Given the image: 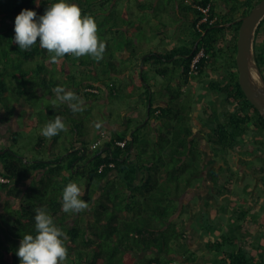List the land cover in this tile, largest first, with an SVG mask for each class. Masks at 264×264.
<instances>
[{
	"label": "trees",
	"instance_id": "1",
	"mask_svg": "<svg viewBox=\"0 0 264 264\" xmlns=\"http://www.w3.org/2000/svg\"><path fill=\"white\" fill-rule=\"evenodd\" d=\"M68 1L76 3L82 15L94 17L101 39L104 33L109 32L126 35L115 48H111L109 41L106 42V64L98 66L91 57L76 59L68 55L59 64H53L47 51L40 48L38 43L28 51L20 50L13 41L16 17L23 9L33 10L38 16L43 15L49 5L59 0H0V108L4 107L5 115L7 111L14 113L15 102L25 100L34 109L38 105L44 106L47 113H53L49 114L47 122L60 116L69 126L64 145L60 146L59 139L54 137L53 143L58 149L54 150L52 143L48 156H18L11 144L4 152L0 151V173L11 179L25 181L31 179L37 170L42 173L38 178H33L36 186L30 183L28 187L20 188L0 184V189L7 192L0 213V264H20L16 252L23 235H35L36 208H46L55 224L67 234L69 255L64 264H138L140 253H145L140 258L142 264H167L173 261L168 255L174 254V246L180 250L185 246L186 252H180L178 256L195 262L199 260V255L190 250L187 242L190 232L175 220L176 217L173 218L188 204L181 203L180 197L192 187L195 177L205 176L202 171L207 167L201 162L200 141L194 135V91L183 96L182 89H174L169 83V100H165L156 98L154 90L149 91L150 86L140 90L133 83L131 88L137 87L138 95L145 98L147 119L138 120L130 136L115 129L104 143L89 148L88 132L83 122L86 115L82 113L85 107L84 111L73 113L66 104H60L61 107L55 112L52 104L55 93L52 89L63 86L83 100L97 97L101 88L111 95H117L116 82L99 73L110 76L129 73V64L117 67L112 61L124 51L129 53L127 59L121 57L124 61L135 58L133 67L142 68L140 75L143 83L145 65L149 61L157 65L154 70L159 74L171 78L176 76L178 80L180 78L186 82L192 78H202L205 69H212L219 77L209 79L208 86L222 95L226 109L221 111L223 120L213 128L207 127L208 143L225 150H235L237 144L246 145L245 139L250 136L257 144L251 145V152L262 153L264 163V117L247 98L239 82L236 54L241 21H234L238 16L247 14L259 0H194L184 5L173 4L171 12L175 8L186 9L182 16L192 30L189 42L165 52L151 51L138 57L136 48L130 49L132 39L129 27H142L144 24L128 16L131 13L128 5L118 14L122 22L111 19L112 23L103 27L108 17L112 16L110 8H116L117 1L113 4L112 0ZM137 3L141 10H149L154 5L153 1L137 0ZM208 4V18L202 20L205 13L195 5ZM239 8L241 12L235 15V10ZM202 49L204 55L197 62V73H190L192 60ZM255 51L264 73V19L257 28ZM28 62L31 65H27ZM99 62L104 63L106 59ZM129 96H132L131 93ZM204 112L207 113L206 108ZM10 118L12 114L5 120ZM149 125L151 131L148 130ZM17 134L18 131L11 134L12 141L17 140ZM118 141H125L124 146ZM44 143L45 139L41 136L36 147L45 146ZM259 168L264 170V164ZM221 172L222 166L212 170L214 179L217 177L215 184L218 191L223 193L231 185L220 182L218 173ZM81 175L86 178L81 198L90 204V208L79 214L65 213L61 203L62 191ZM51 184L53 187L47 188ZM6 204H12L15 209L7 211ZM248 212L249 209L237 210L234 215L237 221L234 230L238 233L251 232L255 227L248 224L253 223L247 219ZM72 217L74 221H70ZM260 224L264 229V217ZM209 226L211 224L201 227V237H207L205 246L213 254V262L264 264V241L255 239L252 242L247 238L241 241L242 238L234 230L230 234L211 238L206 235ZM191 228L194 232L199 231ZM148 250L157 254L147 256Z\"/></svg>",
	"mask_w": 264,
	"mask_h": 264
},
{
	"label": "rangeland",
	"instance_id": "2",
	"mask_svg": "<svg viewBox=\"0 0 264 264\" xmlns=\"http://www.w3.org/2000/svg\"><path fill=\"white\" fill-rule=\"evenodd\" d=\"M170 1L173 3L172 0ZM66 2L69 4H76L68 0H66ZM160 2L161 4H158L159 8L157 6L156 8H158V10L164 9V11H152L150 13H144V10H141L138 7L137 0H118L117 7L113 8L112 6L110 8V10L113 11L112 16L108 17L109 19L106 21L103 27H107L109 24H111V19H117L119 22H122L118 19L120 17L118 14L122 12V10L128 5L131 10L130 15L128 16L130 18L142 21L144 24L142 27L139 25L129 27L131 31L130 37L132 39L130 49L132 47L136 48L137 57L141 55L143 56V54L151 51L165 52L173 47L181 46L189 42L188 40L191 36L190 31L192 30L187 26V22L183 21L184 17L178 13H172L170 10L171 8H174V5H169L167 0H160ZM179 4H186L185 0H179L177 5ZM226 11H228V8H226ZM240 12V8L235 10V15L239 14ZM124 35L125 34L122 32H109L107 34L104 33L102 39L105 41V43L109 41L112 45L111 48H115V46L124 41ZM185 36L188 37L186 38ZM109 37L112 39L110 40ZM229 37H231V35ZM128 55L129 53L126 51L120 54L118 53V58L114 57L115 59L113 58L112 61L117 67L121 66L122 64H129V73L127 72L121 76H110L105 75L106 73L98 72L103 77L107 79L110 78V80H114L116 82L118 94L111 95L105 88H101L102 90L100 95L88 100H84L85 112L82 113L83 115H86V118L83 120V122L85 124L84 128H86V131L88 132L87 138L89 140V148H93V142L97 139H101V143H104L107 139V136L115 131L113 126L117 125V130L119 133H127L128 136H130L131 131L136 126L137 121L147 119L148 109L145 98L142 95H138L137 87L131 88L133 83L137 84L141 88L140 90H145V86H150L151 89L150 87L148 89L149 91H152V89L154 90V95L156 98L162 97L165 100H169L170 91L168 86L169 83H171V86L174 89L183 90V96L193 93L194 91V99L196 101L194 105L195 107L193 109V124L195 127L194 135L200 141V147L202 149L200 158L201 162L203 164H207V167H204V170L202 171L205 176L201 175L197 178L195 177L192 180V187L188 188V191L180 197L181 203L188 204L184 206V209L181 213L178 212L173 216V218L176 217L175 220L179 223H182V225L187 227L186 229L189 230L190 233L187 236V242L190 243L189 247L190 250H193L192 253L194 252L196 255H199V260L190 262L185 258L182 259L181 256H178V254L180 252H186L187 249L185 246H182L180 250V248L174 246V254L168 255L171 259H173V261H170L167 264H219V260H216V262L212 261L213 254L208 252L206 246L201 242V239L206 240L207 237L204 236L200 238L197 231L194 232L191 226L194 229L197 228L200 232H202V226L205 227V225L211 224V226L208 227L209 232L206 234L211 238H217L222 234H230L232 233V230H234V227L237 223L236 219L234 218L237 210L249 209L247 219L253 223L248 224L255 227L251 229V232L249 230L244 233H238L236 230L233 232L240 238H247L252 242L255 241V239L264 241V229L260 224L262 217H264V170H260L259 168L264 164L261 158L263 154H256L254 151L251 152V145L256 146L257 144L254 143L253 138L250 136L245 139L247 141L246 145L245 143H242V145L237 144L235 150H225L214 145L211 146L206 138V132L208 128H213V126L218 121L224 119L221 111L226 109V105L222 101V95H220L219 92L212 90L208 86V80L211 78H217L219 75L212 71V69H205L203 72L204 77L192 78L186 82L183 79L180 80V78L178 80V77L176 76L171 78L169 75L165 76L159 74L154 70V67L157 65L152 64L149 61L145 65V82L143 83L140 75L142 68L133 67L135 58H129L128 61H124L122 59H127ZM105 59L106 62L104 63L97 62L98 66L106 64L107 58L104 56L102 60ZM168 62L171 61L169 60ZM27 65H31V63L28 62ZM92 74L95 75V73ZM179 81H181V83ZM129 93H131L132 96H129ZM177 102H179V100ZM60 107L61 105L57 103L55 106H53L54 111H58ZM205 108L207 109V113L204 112ZM32 110L33 114H31V116L29 115L26 120L24 112H21L19 115L16 123V128L19 126V128L16 129V131H18V134L16 135L17 140L12 141L10 138V144L18 156L24 155L30 158H41L42 156H48L47 152L53 143L54 137L49 139L43 136L45 139V146L37 148L36 144L39 142L40 137L42 136L41 129L46 124L48 117H50L49 114L53 115V113H47L46 107L39 105L36 107V109L33 108ZM11 114L12 116L16 115L15 109L14 113L7 111L4 119L7 120ZM209 115H212V117H209ZM128 119H131V121L129 122ZM98 122L102 124V127L99 129L96 127V123ZM26 124L30 126L27 129L25 128ZM65 124L69 130L68 122L65 121ZM150 127L151 125L148 126L149 131H151ZM102 132H104L106 136H103ZM55 137L59 139V145L62 146L64 145L63 142H66L67 135L66 132H61ZM8 146L6 147L2 142H0V148H2L1 151L4 152L6 149L10 148ZM53 149L56 150L58 147H56L54 144ZM216 165H218L217 168L222 166L223 169V172L218 174L220 176V182L225 181L231 185L230 189L223 193L218 191V185L215 184L217 177L212 180L213 177L210 174L211 168L216 167ZM75 182L82 187L84 192L86 178L81 175L79 178H76ZM16 183L17 182H14V185ZM35 184L36 182L33 183V186ZM53 185H48L47 188L50 189L53 187ZM210 187L213 188L210 189ZM198 189H200V193H196V190ZM2 194H4V192ZM3 205L4 201L0 203V213L3 210ZM6 206L7 204L5 207ZM6 208L7 211L15 209L12 204L11 206L8 205ZM70 221H74V218L72 217ZM258 227L259 229L256 230ZM246 235L251 236L245 237ZM149 251L150 250L146 252L147 256L157 254L156 251ZM144 254L145 253L139 254L137 258L138 264H142V260L140 258L141 255Z\"/></svg>",
	"mask_w": 264,
	"mask_h": 264
},
{
	"label": "clouds",
	"instance_id": "3",
	"mask_svg": "<svg viewBox=\"0 0 264 264\" xmlns=\"http://www.w3.org/2000/svg\"><path fill=\"white\" fill-rule=\"evenodd\" d=\"M14 43L20 50L28 51L37 43L47 51L50 62L59 64L66 55L79 59L91 57L102 60L106 43L98 35V25L91 15H82L76 4L66 0L49 5L43 15L30 9H23L15 19ZM55 93L53 106L66 104L73 113L84 111L85 101L74 91L63 86L52 89ZM99 129L101 123H96ZM68 129L62 117L55 116L41 129V135L52 138ZM83 189L76 182H70L62 191V210L79 214L89 210L90 204L82 199ZM35 235L25 234L20 241L16 255L20 264H64L68 259L67 234L58 227L46 208L35 210Z\"/></svg>",
	"mask_w": 264,
	"mask_h": 264
},
{
	"label": "water",
	"instance_id": "4",
	"mask_svg": "<svg viewBox=\"0 0 264 264\" xmlns=\"http://www.w3.org/2000/svg\"><path fill=\"white\" fill-rule=\"evenodd\" d=\"M263 19L264 0H259L247 14L234 21H241L236 54L239 82L247 98L264 117V73L255 51L256 32Z\"/></svg>",
	"mask_w": 264,
	"mask_h": 264
},
{
	"label": "crops",
	"instance_id": "5",
	"mask_svg": "<svg viewBox=\"0 0 264 264\" xmlns=\"http://www.w3.org/2000/svg\"><path fill=\"white\" fill-rule=\"evenodd\" d=\"M118 0H112V4ZM143 1H148V2H151L153 1L154 5H153V8H150L149 10L148 9H145L144 10V13H150V12H155L156 11V6H158V4L160 2V0H143ZM168 1V4L169 5H173V4H178L179 3V0H172L173 3H171L170 0H167ZM194 0H185V3L186 2H192ZM174 10H177V11H174ZM158 11H164V9H161V10H158ZM157 11V12H158ZM186 12V9L185 8H175L172 10V13H178L179 15H182V13ZM97 90V89H96ZM33 107L27 103L25 100H21L19 102H15V112H16V115L15 116H12V118H10L8 121H6L4 119V115H5V109L4 107H1L0 108V142L3 143L4 146H8L10 144V136L11 134L16 131V129L19 128H16V123H17V120L19 118V115L21 114V112H24L25 113V120L27 119V117H29V115L31 116V114H33ZM14 124V125H13ZM14 126V128H13ZM12 127V128H11ZM28 127V124L25 125V128L27 129ZM115 129H117V125L116 126H113ZM1 150V149H0ZM42 173H39V170H37L33 175H32V178L31 179H28V180H23V181H18V180H15V179H12V181L10 183H8V185H10V187H17L19 186L20 188H24V187H28L30 185V183H34L33 182V178H38ZM14 182H17L15 185H14ZM14 185V186H13ZM4 192V194H2V201H5L6 200V197H7V192L4 190V189H0V192ZM5 196V197H4ZM190 245V243H189Z\"/></svg>",
	"mask_w": 264,
	"mask_h": 264
},
{
	"label": "built area",
	"instance_id": "6",
	"mask_svg": "<svg viewBox=\"0 0 264 264\" xmlns=\"http://www.w3.org/2000/svg\"><path fill=\"white\" fill-rule=\"evenodd\" d=\"M197 6L199 9H201V11H203L205 13L204 17L202 20H206L208 18V13H209V9H210V4L206 5V6H202V5H195ZM204 55V50L202 49L201 51H199V53L193 58L191 66H190V73H197L198 70V66H197V62L199 61L200 57ZM103 136H106V134L104 132H102ZM101 143V139H98L94 142L93 147L98 146ZM118 143L122 146H124L125 141H118ZM12 181L11 177L0 173V184L2 183H10Z\"/></svg>",
	"mask_w": 264,
	"mask_h": 264
},
{
	"label": "flooded vegetation",
	"instance_id": "7",
	"mask_svg": "<svg viewBox=\"0 0 264 264\" xmlns=\"http://www.w3.org/2000/svg\"><path fill=\"white\" fill-rule=\"evenodd\" d=\"M217 163V162H216ZM217 166L218 165H216V167H212L211 168V171H210V174L212 175V177H213V179L212 180H214V174L212 173V170L214 171V168H216V169H219V167H221V166H219L218 168H217ZM218 174H220V173H218ZM211 188H213V187H210V189ZM214 190H215V187H214ZM196 193H200V189H198V190H196ZM202 194V193H201ZM246 222H248V220H246ZM197 233H198V235L200 236V238H201V232L200 231H197ZM246 238H243L241 241H244ZM246 241V240H245ZM201 242L205 245V240L204 239H201ZM239 242V241H238ZM183 264V263H182Z\"/></svg>",
	"mask_w": 264,
	"mask_h": 264
}]
</instances>
